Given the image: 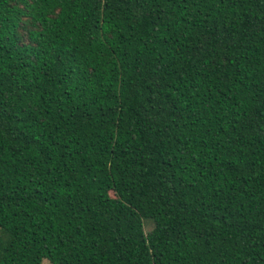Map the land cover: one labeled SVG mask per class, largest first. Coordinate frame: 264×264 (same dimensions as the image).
<instances>
[{"label":"trees","instance_id":"trees-1","mask_svg":"<svg viewBox=\"0 0 264 264\" xmlns=\"http://www.w3.org/2000/svg\"><path fill=\"white\" fill-rule=\"evenodd\" d=\"M44 259L264 264V0H0V264Z\"/></svg>","mask_w":264,"mask_h":264},{"label":"rangeland","instance_id":"rangeland-1","mask_svg":"<svg viewBox=\"0 0 264 264\" xmlns=\"http://www.w3.org/2000/svg\"><path fill=\"white\" fill-rule=\"evenodd\" d=\"M152 228V224L150 221L145 222V229L146 231L150 230ZM42 264H52L48 259H44Z\"/></svg>","mask_w":264,"mask_h":264}]
</instances>
